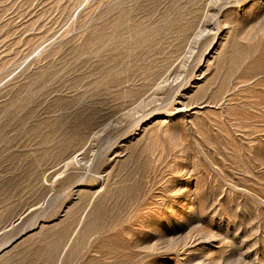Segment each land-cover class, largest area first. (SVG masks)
I'll return each mask as SVG.
<instances>
[{
	"label": "rangeland",
	"instance_id": "374dc122",
	"mask_svg": "<svg viewBox=\"0 0 264 264\" xmlns=\"http://www.w3.org/2000/svg\"><path fill=\"white\" fill-rule=\"evenodd\" d=\"M0 264H264V0H0Z\"/></svg>",
	"mask_w": 264,
	"mask_h": 264
}]
</instances>
